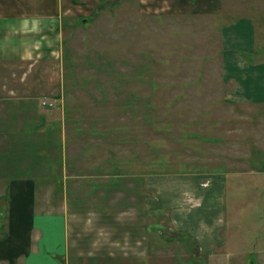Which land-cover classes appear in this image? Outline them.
<instances>
[{
	"label": "rangeland",
	"instance_id": "rangeland-1",
	"mask_svg": "<svg viewBox=\"0 0 264 264\" xmlns=\"http://www.w3.org/2000/svg\"><path fill=\"white\" fill-rule=\"evenodd\" d=\"M220 6L151 15L99 0L63 20L57 94L0 95V215L29 179L42 209L65 211L67 264H264V103L224 79V31L241 18L245 57L264 60V0Z\"/></svg>",
	"mask_w": 264,
	"mask_h": 264
},
{
	"label": "crops",
	"instance_id": "crops-1",
	"mask_svg": "<svg viewBox=\"0 0 264 264\" xmlns=\"http://www.w3.org/2000/svg\"><path fill=\"white\" fill-rule=\"evenodd\" d=\"M140 1L151 15L216 14L221 7L220 0ZM98 4L99 0H0V95L11 91L26 97L57 94L59 77L53 68L59 63L62 21L86 19L94 14ZM224 35V79L233 84L232 95L248 104L264 103V60L247 59L255 49L252 22L241 18ZM34 127L37 129V123ZM147 180L146 187L152 189L154 185ZM181 186L185 188L184 195L188 190L192 192L183 183ZM219 188L220 192L225 191V184ZM199 190L198 183L194 192ZM9 191L4 216L0 215L5 222V234L0 238V264H67L65 211L42 209L36 201L33 180L12 182ZM177 195L178 199L169 204L180 207L181 191ZM170 220L174 228H180L174 215H170Z\"/></svg>",
	"mask_w": 264,
	"mask_h": 264
},
{
	"label": "built area",
	"instance_id": "built-area-1",
	"mask_svg": "<svg viewBox=\"0 0 264 264\" xmlns=\"http://www.w3.org/2000/svg\"><path fill=\"white\" fill-rule=\"evenodd\" d=\"M44 107H46V108H50V107H52V103H51V101L50 102H48V101H42V103H41Z\"/></svg>",
	"mask_w": 264,
	"mask_h": 264
}]
</instances>
